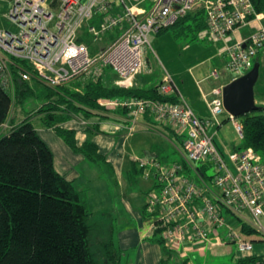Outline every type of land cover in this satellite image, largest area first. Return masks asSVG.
I'll return each instance as SVG.
<instances>
[{
    "label": "built area",
    "instance_id": "built-area-1",
    "mask_svg": "<svg viewBox=\"0 0 264 264\" xmlns=\"http://www.w3.org/2000/svg\"><path fill=\"white\" fill-rule=\"evenodd\" d=\"M143 1L8 0L6 17L17 30L0 28V83L5 89L13 84L9 66L20 79L33 78L50 87L84 74L96 78L104 67H110L117 85L131 87L145 65L148 34L173 25L196 7H202L206 22L199 35L223 42L220 53L226 57L225 67L232 74L230 81L250 70L258 53L264 52L261 23L242 39L232 44L227 42L236 28L253 20L260 22L262 16L255 12L251 0H151L150 9L140 14L134 7ZM83 29L94 41L110 30L121 32L91 54L89 46L78 40ZM25 64L31 68L26 69ZM209 76L218 79L219 71L213 69ZM223 86L213 87L212 97L207 101L216 123L223 113L234 119L224 109ZM159 92L176 94L178 101L119 97L98 100L103 106L128 110L120 126L127 134L135 131L139 117L145 112L160 121L172 122L177 133L183 135L180 142L183 163L190 166L193 161L200 163L195 168L198 178L201 166L213 168L210 180L196 181L184 173L181 161L133 159L144 175H151L154 181L155 188L144 208L152 218L150 233L158 230L170 250H179L185 241L200 239L211 246L233 242L241 257L253 255L257 244L264 246V157L247 147L229 152L226 159L207 130L209 120L194 112L166 72L159 82ZM234 125L242 138L241 124ZM224 212L254 229L257 236L242 234L227 222ZM252 264H264V251Z\"/></svg>",
    "mask_w": 264,
    "mask_h": 264
},
{
    "label": "trees",
    "instance_id": "trees-1",
    "mask_svg": "<svg viewBox=\"0 0 264 264\" xmlns=\"http://www.w3.org/2000/svg\"><path fill=\"white\" fill-rule=\"evenodd\" d=\"M251 2L257 14H264V0ZM171 26L179 27L180 33L204 31L206 22L202 7L180 16ZM78 40L89 46L91 54L96 52L94 40L86 31ZM260 53L255 60L260 61ZM115 81L101 73L96 78L91 76L77 83L78 89L69 82L55 87L44 85L42 96L46 102L33 115L18 122V116L12 117L11 110H21L25 100L36 94L35 89L27 81H16L15 98L12 99L9 90L0 83V264H116L120 249L114 243L112 227L95 218L80 201L72 182L55 170L52 151L32 121L33 116L39 115L41 125L52 128L73 151L98 162L103 160V155L98 152L97 145L88 139L78 143L75 129L61 125L70 115L101 116V112L108 109L98 102L100 98L178 101L176 94H161L159 83L139 89L134 84L124 88ZM119 110L128 112L124 107ZM239 122L243 137L242 145L237 149L251 147L264 157V108L240 116ZM7 123L10 127L4 132L3 125ZM203 167H200L199 175L205 176L201 180L208 181L210 176H206ZM223 214L230 223L233 217L228 212ZM235 222L242 234L257 236L256 231L245 223ZM157 231L151 234L161 246V264H166L172 250L165 246ZM256 257H241L236 264L252 263Z\"/></svg>",
    "mask_w": 264,
    "mask_h": 264
},
{
    "label": "rangeland",
    "instance_id": "rangeland-1",
    "mask_svg": "<svg viewBox=\"0 0 264 264\" xmlns=\"http://www.w3.org/2000/svg\"><path fill=\"white\" fill-rule=\"evenodd\" d=\"M8 3V0H0V28L4 29L9 27L12 30L16 31L17 28L13 26L6 17V14L9 10ZM142 5H144L145 8L150 9V7L152 6V1L146 0ZM116 31L117 30L115 29L110 30L105 34L101 35L100 39L93 41V47H98V49L101 48L100 45H103L105 42H107L108 38L116 36ZM199 33L194 34V32L189 31L185 33H180L179 27L170 26L167 29L160 30L159 33L152 31L148 34L149 43L145 49L144 63L146 64L145 66L148 70V76L150 77L151 81L154 80L151 85L156 84L158 81H161L163 74L166 72L169 74L172 82L177 87L178 91L183 95L185 94L184 89H187L189 91H195V89L199 87V82L197 81L206 77L213 69H218L220 72H224L225 76L222 75L223 77H221L218 81L212 79L204 80L208 82V88H210L211 86L219 85V82L228 83V81L232 77V74L226 69L225 65L222 68H219L220 66L217 65L218 61L216 59V54L218 48L214 43V40H210L208 37L202 38ZM213 66H215V68L212 69ZM24 67L26 69L31 68L26 64ZM9 68L11 71V76L13 77V84H11L7 89L9 90L12 99H14L16 81L20 82L22 79L18 77V73L15 72V69L10 66ZM88 78H91V75L84 74L68 82L74 85L76 89H78L77 87L79 85L77 83H82L83 81L88 80ZM37 81L38 80L36 79H30L27 81L31 84L32 88L35 89L36 94L33 97L25 100V102L20 107L21 110H19V108L15 109L16 107L14 108V111L12 109L11 116L14 115L15 117H21L22 115H33L35 111L41 105H43L45 98L42 96V89L43 86L46 84ZM201 85L204 86L205 83H202ZM254 96L256 104L261 108H264L263 52L260 57L259 76L254 86ZM196 103L203 104L201 99L196 101ZM206 112L209 116L208 118L211 119V123L208 124L207 130L210 133L216 131L214 140H216L217 145L223 151V154L227 159L229 152L236 150L242 145V140L238 135L233 123L234 121L239 122L240 117H235L234 120H231L228 118L227 114L223 113L218 116V120L219 122H221L224 119V121H222L220 125H217L215 120L212 119L210 112L205 110V113ZM34 119L35 118L33 116L32 121ZM7 125L8 123L4 124L3 127L7 128ZM136 131L139 132V130ZM115 132L116 131L114 130L109 131V133L111 134H114ZM39 133L42 132L39 131ZM142 133L143 135L138 134L133 137H131V135H128V137H126L127 130L121 128L119 133L113 136L112 139V141L115 143L116 150L121 152L126 159L132 160L135 157L145 158L146 150L151 151L152 149L154 150L156 148L155 154L157 155V157H155V159L162 163H171L175 160L182 162L184 161L178 149H176L175 147V145L179 146L180 142H162L161 136L157 133L148 134L144 131ZM91 134V132L85 134L86 140L88 139L92 141L94 139V135ZM100 134V132H97V137H99ZM41 135L48 142H51V140L46 134L42 133ZM107 157H111V155L107 154ZM86 162H88L87 159ZM87 164H89V168L86 170L84 179H80V183L82 185L81 188L83 189V192L89 194V198L91 196V199H93V201L102 198L103 201L107 200V202H114L115 200H117L114 196V193L118 189H123L127 193V196L129 197L130 201L136 206L140 207L142 205V202H146L148 200L150 192H148L147 190L150 186L149 180L150 178H152L151 175L145 176L144 171H142L141 173L139 172L134 175V181L131 182L128 181L126 172H122L121 169L119 170L116 167L112 171L111 167L107 163H104L102 161L97 163H90L89 161ZM199 166L200 163L193 161L192 166L188 164L184 168V173L195 180L197 179L198 181L200 180V178H198L197 171L195 168ZM120 172L122 174V179L121 175H119ZM205 174L206 176L212 175L213 168L211 166L206 165ZM86 203L89 212H93V216L102 215L103 217H108L104 210L98 211L97 208H95L94 204H92V201ZM99 208H101V206H99ZM150 221L151 220L145 219L142 222L138 223L137 220L131 217L129 222L126 220L124 221V228L129 229L130 232L132 231L131 229L134 228H137V230L141 229L140 231L143 232L148 229ZM230 223H233V225L238 226V224L233 218H230ZM219 232H223L222 228L219 229ZM118 234L119 229L115 227L114 237L116 241L118 240ZM260 245L263 244L260 243ZM256 246H258V244ZM257 249L258 248H256L255 251H257ZM136 252H138V246H128L127 248H122V250H120V253L122 254L123 258L121 263L127 264L126 262H128V259L129 263L132 259L134 263L136 260ZM235 252V244L229 243L225 247L214 248L212 251L210 249H206L205 256L202 258L195 253L188 254L187 261L189 262V264H236V261L234 260ZM128 253H131V255L126 256V254L128 255ZM184 256L185 254H182L181 252L172 251V256L170 260H167L166 264H182V258ZM238 261L239 260H237V262Z\"/></svg>",
    "mask_w": 264,
    "mask_h": 264
},
{
    "label": "crops",
    "instance_id": "crops-1",
    "mask_svg": "<svg viewBox=\"0 0 264 264\" xmlns=\"http://www.w3.org/2000/svg\"><path fill=\"white\" fill-rule=\"evenodd\" d=\"M145 1L141 2L136 7H134L135 11L139 12L140 14L146 12L148 10V8H145V6L142 5ZM261 16H262V18H261L260 22L262 24H264V14H262ZM260 22H258V20H253L246 26H240V27L236 28L232 33L229 34L228 41H227L228 44H232V43L242 39L243 37H245L247 34L252 32L255 29V27L258 25V23H260ZM83 31H85V29H83L82 32ZM120 32L121 31L118 29L116 31V36L119 35ZM116 36H112L111 38H108L107 42H105L103 45H100V47L102 48L103 46H105L108 42L112 41ZM214 43L216 44V46L218 48L217 49L218 51L216 54V59L218 61L217 65L220 66V67L218 66L219 68H222L225 65V61H226V57L223 55V53L222 54L220 53V49L223 46V42L222 41H214ZM96 49L98 50V47H93L94 51ZM261 54L262 53H260V57H261ZM145 65H144L142 71L139 74H137L135 79H134V85L133 86L135 88H139V89L147 88L148 86H151V84L154 82V80L151 81L150 77L148 76V74H147L148 70L146 69ZM213 68H215V66H213L212 69ZM102 73H103L104 77L107 78L108 80H114V81L116 80V75L114 74V72L112 71V69L110 67L103 68ZM209 74L206 77L197 81V82H199V87L196 88L195 91H189L187 89H184V93H185V94H183L184 96L181 93L180 94L184 97L186 102L189 104V106L194 110V112L198 116H200L204 119H208L209 123H211V121H210L211 119L208 118L209 116L207 115V112L205 113V110L209 111V108L207 106V101L212 97L210 94V90L216 86H211L210 88H208L209 84L207 81H204V80L212 79V80L218 81V80H220L221 77L225 76V73L219 71V78L218 79H213L212 77L209 76ZM159 82L160 81H158L157 83H159ZM202 83H205V85L202 86L201 85ZM226 83L227 82H219V85H223ZM10 96H11V94H10ZM29 98H31V97H29ZM199 99H201L203 104L196 103V101H198ZM104 108H106L108 110L102 111L101 116L94 114L90 118H85L84 116L76 113V114L70 115V117L66 121H64L61 125L66 127V128H74L75 129L76 139H77L78 143L83 142L86 139L85 134L88 132H91L92 133L91 135H94V139L92 141H94V143L97 145L98 152L103 155V160H101V161L104 163H107L111 167L112 171L116 167L119 170L121 169L122 172H126V176H127L128 181L133 182L134 181V175H136L139 172L141 173L143 170L141 168H139L138 165L133 161L134 158L132 160H128L122 155L121 152L116 150L115 143L112 141L113 136H115V135H117V133H119V131L121 129L120 126L123 124V122L126 119V115H127V113L125 112L126 110L125 111L119 110V108L117 109L111 105L104 106ZM15 114H16V112H15ZM20 116H21V114H20ZM24 117H25L24 115H22L21 117L18 116L16 121L18 122L21 119H23ZM34 118L35 119L33 121L35 123L34 126L36 128L37 133L39 134L41 139L48 145V147L52 151L53 164H54L55 170L58 173H60L61 175H63L67 180L72 182L75 190L77 191V193L79 195L80 201L86 207H87L86 202L92 201V204H94L95 208H97L98 211L104 210V212H106L108 217H106V216L103 217L102 215H96L94 217L104 220L106 223H108L112 227L113 239H114V243L117 246V248L122 250V248H127L128 246H130V247L131 246L132 247L138 246V252L135 253V256H136L135 262L133 263V259H132L131 262L129 263V259H128V262H126V263L127 264H161V259L163 258L162 249H161V246L156 241H154V238H156V237L150 233V226H151L152 218L147 216V214H145V211H144L145 203L147 201L142 202V205L140 207L136 206L130 201L129 197L127 196V193L123 189L122 190L118 189L114 193V196L117 199L114 202H112V201L107 202V200L103 201L102 198L96 199L93 201V199H91V196L89 198V194H86L83 192V189L81 188L82 185L80 183V179H84V175L86 173V170L89 168V164H87V163L90 160L85 158L82 154L73 151L61 139V137H59L56 134V132L52 128L42 126L40 123V120H39L40 119L39 115L34 116ZM80 119L84 120L85 123H82ZM222 121H224V119ZM221 122H218L217 125H220ZM235 122L236 121H234L233 123H235ZM238 123H240V122H238ZM9 127H10V123L7 125V128L3 127V131L6 132L9 129ZM113 130L116 131L114 134L109 133V131H113ZM136 130H139V132H137ZM39 131L46 134L49 137V139L51 140V142H48L41 135L42 133H39ZM135 131L132 132L131 134H127L126 137H128V135H131V137L138 135V134L143 135L142 132L144 131L145 133H148V134L157 133L158 135L161 136L162 142H182V139H183V135L177 133L176 127L174 126V124L172 122L160 121V120L156 119L153 115L146 113V112L143 113L139 117ZM97 132L101 133L99 135V137H97V135H96ZM210 134H213V139H214L216 131H214L213 133H210ZM136 137H138V136H136ZM214 142L216 143V140H214ZM216 145H217V143H216ZM175 147H176V149H178V151L180 153V145L179 146L175 145ZM217 147L223 153V151L220 149V147L218 145H217ZM155 149L154 150L152 149L153 151L152 150L151 151L146 150L145 151L146 152L145 157H154V158L157 157V155L155 154ZM236 150H238V149H236ZM107 154H110L111 157H107ZM86 159L88 162H86ZM101 161H98V162H101ZM90 163H92V162L90 161ZM207 166H209V165H207ZM205 167H206V165L203 167L204 173H205ZM119 175H121V179H122L121 172ZM203 178H205V176H200V180ZM149 183H150V186H149V189L147 191L151 192V190L155 188L153 178H150ZM77 185H78V187H77ZM99 206H101V208H99ZM87 209H88V207H87ZM91 213H93V212H91ZM131 217H133V219L137 220L138 223L142 222L145 219L151 220L149 222L148 229L146 231L142 232V231H140L141 229L137 230V228H134V229H131L132 231L130 232L129 229L124 228V221L126 220L129 222ZM115 227H117L119 229L117 241L115 240V237H114V228ZM234 227L239 230V226L234 225ZM140 228H141V226H140ZM227 245L228 244L211 246L209 244V242H206V241L200 240V239L199 240L196 239L193 241H185L179 247V250H176V251L181 252L182 254H185V256L182 258L183 259L182 264H189V262L187 261L188 254L195 253L199 257L202 258L205 256V250L206 249H210L212 251L214 248L225 247ZM256 248H258V249H257V251H255L253 253V256H257L261 251H264V246L258 245V246H256ZM172 251H175V250H172ZM130 255H131V253H128V255L126 254V256H130ZM133 256H134V253H133ZM171 256H172V254H171ZM239 258H241V256L238 255L237 252H235L234 260L237 262V260H239ZM122 259H123L122 254L120 253L119 259L117 260L116 264H122L121 263ZM249 264H252V263H249Z\"/></svg>",
    "mask_w": 264,
    "mask_h": 264
},
{
    "label": "water",
    "instance_id": "water-1",
    "mask_svg": "<svg viewBox=\"0 0 264 264\" xmlns=\"http://www.w3.org/2000/svg\"><path fill=\"white\" fill-rule=\"evenodd\" d=\"M260 62L255 60L245 74L229 81L222 88L225 111L233 117L260 110L255 102L254 86L259 76Z\"/></svg>",
    "mask_w": 264,
    "mask_h": 264
}]
</instances>
